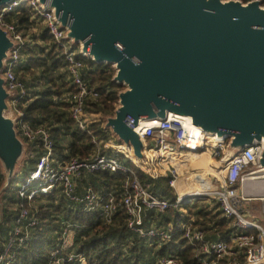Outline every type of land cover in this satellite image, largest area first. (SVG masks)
Returning a JSON list of instances; mask_svg holds the SVG:
<instances>
[{
    "label": "water",
    "instance_id": "95a60500",
    "mask_svg": "<svg viewBox=\"0 0 264 264\" xmlns=\"http://www.w3.org/2000/svg\"><path fill=\"white\" fill-rule=\"evenodd\" d=\"M11 0H0V6ZM53 7L66 38L97 63L112 64L125 86L104 126L150 168L138 121L178 115L207 135L227 139L226 152L262 144L264 173V6L260 0H40ZM14 47L0 27V171L8 186L25 142L2 76ZM186 117H189L187 119ZM20 162V163H19ZM249 170V169H248ZM1 207V206H0Z\"/></svg>",
    "mask_w": 264,
    "mask_h": 264
},
{
    "label": "built area",
    "instance_id": "2783aa9c",
    "mask_svg": "<svg viewBox=\"0 0 264 264\" xmlns=\"http://www.w3.org/2000/svg\"><path fill=\"white\" fill-rule=\"evenodd\" d=\"M22 2H25L32 11L31 18L39 20L48 29L57 46L63 50L68 78L74 87V91L68 95L67 100L70 102L68 111L75 126L84 130L88 123L98 119L96 114L88 116L85 113L86 100L89 96L96 94L83 76L84 63L77 58L80 45L77 44L79 47L77 49L73 47L72 39L66 38L67 29L56 17L53 7H46L40 0H11L0 6V27L6 29L14 42V47L5 60L2 76L7 90L13 94L9 104L16 116L18 136L41 148V153L36 157L34 169L18 186L17 216L4 246L0 249V264H9L12 261L15 250L28 238V228L37 224V218L26 206L25 200L29 203L40 194H45L55 187H60L66 198L81 204L84 210H100L106 222H110L114 212L122 207L126 213L127 228L143 238L167 242L177 230H180L183 237L194 247L196 260L194 264H264V224L251 218V212L244 208V202L250 197L245 193L243 186H237V184L243 185L248 178L264 176L251 170L252 167L257 166L261 156L263 146L259 142H253L240 151L229 154L224 151L227 139L207 135L196 125L178 115L168 113L164 119L148 118L138 121L137 124L140 137L146 142L143 156L147 159L150 168L145 165L139 166L132 159V152L128 146L110 140L100 142L93 140L98 144V148L90 156L84 158L74 156L63 165L53 166V141L48 129L42 126L32 127L25 122L23 111L18 106L27 96L28 89L25 82L16 74L15 68L20 60L19 51L22 45L28 42V37L17 28L14 22L6 21L4 16L15 11ZM31 29L25 33H30ZM210 140L221 146V150L218 146L213 153L220 155L219 159L224 161V174L221 186L211 191L204 190V193L208 192L214 197L217 211L227 219L229 230L223 238L216 239L208 237L202 229L192 225L193 216H188L181 207L182 204L188 203L189 199L185 198L191 193L176 194L174 191L176 198L173 201L152 194L145 185L140 183L131 168L118 157V154H122L133 161L134 165L143 167L146 169L145 172L150 174L151 171H155V167H163V170L177 167L178 165L170 159H178L180 155L207 149V143ZM100 170L128 173L118 199L113 194H107L103 198L92 186L85 187L82 192L77 191V182L83 173ZM158 176L164 175L158 174ZM167 176L169 175L166 174L165 177ZM177 179L178 177L174 175L170 177L169 183L173 190ZM261 198L264 200V197ZM172 208L178 210L180 218L186 216L188 218L178 224L174 221L162 223L158 218H151L149 223L145 222L146 212L165 213ZM261 209L264 213V203ZM1 221L0 207V224ZM70 227V223H62L60 235L62 243L60 247L51 250L49 264H63L64 260L86 264L83 254L70 252L66 257L61 255V249L70 245ZM155 264L193 263L184 262L173 255H160L156 258Z\"/></svg>",
    "mask_w": 264,
    "mask_h": 264
},
{
    "label": "trees",
    "instance_id": "16d2710c",
    "mask_svg": "<svg viewBox=\"0 0 264 264\" xmlns=\"http://www.w3.org/2000/svg\"><path fill=\"white\" fill-rule=\"evenodd\" d=\"M260 2L264 6V0ZM31 15L32 11L25 2H22L15 11L6 14L4 19L14 22L25 35L26 31L33 28ZM33 33L30 35L31 43L22 45L19 51L20 60L15 68L16 74L25 82L28 89L27 96L18 106L23 111L25 122L32 127L42 126L48 129L53 141V166L57 167L71 157L90 156L97 150L95 142L115 138H111V131L104 126L101 119L91 121L84 130L75 126L68 111L70 102L67 100L74 87L67 78L63 50L54 42L47 28L43 27L36 34ZM73 47L79 48L77 44ZM77 58L84 63L83 76L96 94L86 100L85 113L112 115L118 103V92L125 88L124 85L112 80L115 73L112 64L97 63L82 55L79 50ZM24 142L22 163L14 172L4 194L5 200L13 210L7 212L5 209L2 215L1 248L17 216L18 181L26 180L29 172L35 167L37 155L41 153V148L35 144L26 140ZM118 157L131 168L140 183L152 194L171 201L176 198L169 183L170 176H152L122 154H118ZM204 158L200 160L201 162H196L193 169L204 167L207 160H210L208 157ZM211 162L217 163L212 160ZM127 177L128 173L108 170L85 172L77 182V191L82 192L85 187L92 186L103 198L107 194H113L118 199ZM4 179L0 171V187ZM25 204L34 212L37 224L28 228L27 240L15 250V257L9 264H49L51 250L61 246L63 222L71 224V240L67 248L61 249V255L66 257L70 252L83 254L86 264H155L156 258L160 255L177 256L182 261L193 264L196 261L194 247L183 237L180 230H177L167 242L143 238L127 228L126 213L122 207L114 212L110 222H106L100 210H84L81 204L66 198L60 187L40 194L29 203L25 200ZM181 207L188 216H193L192 225L198 226L208 237L223 238L229 232L227 219L222 217L219 211L207 206L198 207L197 202L184 203ZM144 216L146 223H149L151 218H158L162 223L174 221L178 224L188 218V216L180 218L178 210L174 208L165 213L148 211ZM63 264L76 262L64 260Z\"/></svg>",
    "mask_w": 264,
    "mask_h": 264
},
{
    "label": "crops",
    "instance_id": "0c3cea01",
    "mask_svg": "<svg viewBox=\"0 0 264 264\" xmlns=\"http://www.w3.org/2000/svg\"><path fill=\"white\" fill-rule=\"evenodd\" d=\"M32 20H33V28L31 29L30 33L34 32L33 34H36L44 26L39 20H35L34 18ZM39 25H41V26H39ZM39 27H41V28H39ZM111 138H113V136H111ZM110 141L113 142L112 139ZM96 145L98 148V144H96ZM180 156L181 157L178 159H176V158L174 160L170 159L171 162H173V163L175 162V164L178 165L177 167H178V171H179L180 175H179V179L176 181L175 186L180 193L182 190H186L185 188H188V187H190L191 189L192 188H196V189L198 188L200 190H206V189L208 190L210 188L216 187V185L213 183V180L210 176L203 175L200 172L201 170H204L207 168L216 169V165L211 167V164H212L211 160H207L204 167L193 169V166L199 162L189 164L188 159L185 158L184 155H180ZM207 157L208 156H205V158H207ZM208 159H209V157H208ZM166 160H168V159H166ZM180 167H182V168H180ZM189 168H191L190 170H192V171H188V173H187V176H188L187 185H190V186H184L183 180H185V178H184L183 173H185V170H188ZM150 175H152V174H150ZM181 175H183V176H181ZM153 176H154V174H153ZM237 186H243L245 193L250 197L248 201L244 202V208L248 209L251 212V215H252L251 218L256 219L257 221L262 220V222H259V223L264 224V213L262 212V209H261V207L264 203L262 201L263 199L261 198V196L264 197V176H260V177H256V178H248L246 180V182L243 183V185L237 184ZM255 201L260 203V206H258V209L260 212L259 214H257V212H256V206L253 205V203Z\"/></svg>",
    "mask_w": 264,
    "mask_h": 264
},
{
    "label": "rangeland",
    "instance_id": "374dc122",
    "mask_svg": "<svg viewBox=\"0 0 264 264\" xmlns=\"http://www.w3.org/2000/svg\"><path fill=\"white\" fill-rule=\"evenodd\" d=\"M35 20H37V19H35ZM39 26H41V25H39ZM39 28H41V27H39ZM26 34V37H28V42H30L31 43V36L30 35H32V34H30V33H25ZM38 44H40V43H38ZM61 73H64L65 74V72L64 71H61ZM67 74V73H66ZM68 78V77H67ZM69 79V78H68ZM88 116H90L91 115V113H86ZM96 118H98V119H101V120H105V118L106 117H108L109 115H105V114H99L98 113V115L96 114ZM91 119H92V116L90 117ZM111 134H112V136L115 138V135H113V133L111 132ZM112 141L113 142H115L116 141V138H115V140L114 139H112ZM115 143H117V142H115ZM118 143H121V141L119 142L118 141ZM227 149H229V150H231L230 148H228L227 146H225V149H224V151H226ZM214 151L213 150H210V149H206V148H203V149H201L199 152H197L196 154H203V155H206V156H208L209 158H210V160H212V161H215V162H219V166H217L216 164H211V167L212 166H215L216 165V169L218 170V172H217V174H216V176L218 177V179L221 181V180H223V174H224V168H223V166H224V161H222V160H220L219 159V156L220 155H218V154H214L213 153ZM224 153V152H223ZM183 155H186V154H183ZM128 156H130L129 155V153H128ZM181 157V156H180ZM179 157V158H180ZM133 162V161H132ZM20 163V162H19ZM22 163V162H21ZM21 163H20V165H21ZM19 165V166H20ZM140 166H142V165H140ZM180 168H182V167H180ZM144 172H145V170L146 169H143V167L141 168ZM191 168H189L188 170H185V173H183V175H184V178H185V180H183V185L184 186H190V185H187V181H188V176H187V173H188V171H192V170H190ZM164 171V172H163ZM202 171V170H201ZM147 172V171H146ZM184 172V171H183ZM150 174H154V176H158V174L159 175H164V176H166V174L167 175H169L170 177L171 176H177L178 178H179V171H178V167H175V168H170V170L168 169V170H163V167H155V171H151V173ZM264 173H262V174H260V175H263ZM183 175H181V176H183ZM204 175V174H203ZM207 176V175H206ZM23 181L24 180H22V181H18V184H17V186H20L22 183H23ZM182 183V182H181ZM174 187V186H173ZM8 187L6 186V185H4V187L2 186V187H0V206H1V210H2V215H3V212H4V210L5 209H7V212H11V209L12 208H10L11 206L9 205V203L7 202V200H5V191H6V189H7ZM209 188V187H208ZM215 187H213V188H210V189H206V191H211L212 189H214ZM186 190H182L181 191V193H191V191H193V190H199V191H202L201 192V194H193V193H191V195H189V196H187L185 199H189V201H187L188 203H194V202H197L198 203V207L201 205V206H207V207H209V208H211L212 210H218L217 208H216V200L214 199V197H212V195L211 194H209L208 192L207 193H204V191L203 190H200V189H196V188H190V187H188V188H185ZM174 191L176 192V194H179V191H178V189H176V187H174ZM261 197H263V196H261ZM191 200V201H190ZM263 202H264V200H262ZM33 205H35V204H33ZM253 205L254 206H256V212H257V214H259L260 212H259V209H258V206H260V203L259 202H257V201H255L254 203H253ZM15 206V205H14ZM197 207V208H198ZM15 208V207H14ZM197 208H195V210L197 209ZM13 210V209H12ZM258 222H262V220H258ZM70 232H69V240H70ZM2 239V238H1ZM1 245V244H0ZM3 245V244H2ZM1 245V246H2ZM0 249H1V247H0Z\"/></svg>",
    "mask_w": 264,
    "mask_h": 264
},
{
    "label": "bare ground",
    "instance_id": "6f19581e",
    "mask_svg": "<svg viewBox=\"0 0 264 264\" xmlns=\"http://www.w3.org/2000/svg\"><path fill=\"white\" fill-rule=\"evenodd\" d=\"M187 119H189V117H186ZM141 125V123H140ZM219 144H217L216 142L214 141H208L207 143V148L210 149V150H216L218 148ZM220 150H221V146H219ZM188 161H189V164H193V163H196L198 161H200L203 157H205L206 155H203V154H196V153H189V154H186L184 155ZM132 158L136 161V163L138 165H142V162L137 160L136 158H134L132 156ZM217 166H219V162L216 163ZM217 168V167H216ZM202 174L204 175H207V176H210L213 180V183L217 186H221L222 185V180L220 181L218 179V177L216 176L218 170L217 169H211V168H207V169H204L202 171H200ZM179 179V178H178ZM177 179V180H178ZM176 180V181H177ZM176 181H175V185H176ZM204 191V190H203ZM201 191L199 190H193L191 191V193L193 194H199Z\"/></svg>",
    "mask_w": 264,
    "mask_h": 264
}]
</instances>
